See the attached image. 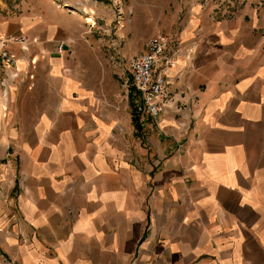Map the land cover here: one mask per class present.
<instances>
[{"label":"crops","instance_id":"crops-1","mask_svg":"<svg viewBox=\"0 0 264 264\" xmlns=\"http://www.w3.org/2000/svg\"><path fill=\"white\" fill-rule=\"evenodd\" d=\"M188 3L136 129L73 11L0 0V264H264V0Z\"/></svg>","mask_w":264,"mask_h":264},{"label":"rangeland","instance_id":"rangeland-1","mask_svg":"<svg viewBox=\"0 0 264 264\" xmlns=\"http://www.w3.org/2000/svg\"><path fill=\"white\" fill-rule=\"evenodd\" d=\"M16 5L22 0H4ZM80 18L101 52L102 72L116 91V107H130L128 84L130 58L144 41L156 34L176 36L188 11L189 0H53ZM221 8L228 5L221 4ZM92 19L94 23L87 21Z\"/></svg>","mask_w":264,"mask_h":264},{"label":"built area","instance_id":"built-area-1","mask_svg":"<svg viewBox=\"0 0 264 264\" xmlns=\"http://www.w3.org/2000/svg\"><path fill=\"white\" fill-rule=\"evenodd\" d=\"M12 42L23 44L25 38L0 35V62L7 69L17 65V58L10 49ZM144 49L130 61L131 82H127L128 91L133 88L136 92V113L142 119L158 117L163 111L167 72L176 65L180 42L171 34H156L146 40Z\"/></svg>","mask_w":264,"mask_h":264},{"label":"trees","instance_id":"trees-1","mask_svg":"<svg viewBox=\"0 0 264 264\" xmlns=\"http://www.w3.org/2000/svg\"><path fill=\"white\" fill-rule=\"evenodd\" d=\"M130 90L131 91L129 93V97H130V104L132 107L133 122H134L136 129H139L140 128L139 117L137 116L136 110L134 108V91H133V89H130Z\"/></svg>","mask_w":264,"mask_h":264},{"label":"bare ground","instance_id":"bare-ground-1","mask_svg":"<svg viewBox=\"0 0 264 264\" xmlns=\"http://www.w3.org/2000/svg\"><path fill=\"white\" fill-rule=\"evenodd\" d=\"M87 22L88 23H94L92 19H89Z\"/></svg>","mask_w":264,"mask_h":264}]
</instances>
